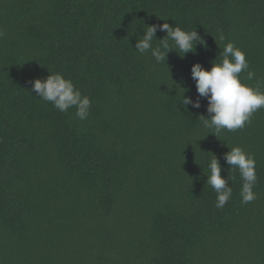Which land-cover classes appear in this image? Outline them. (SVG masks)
<instances>
[{"label":"trees","instance_id":"obj_1","mask_svg":"<svg viewBox=\"0 0 264 264\" xmlns=\"http://www.w3.org/2000/svg\"><path fill=\"white\" fill-rule=\"evenodd\" d=\"M0 264H264V0H0Z\"/></svg>","mask_w":264,"mask_h":264}]
</instances>
